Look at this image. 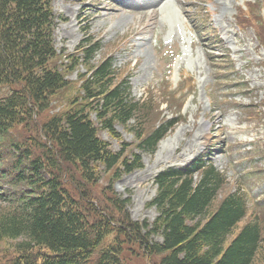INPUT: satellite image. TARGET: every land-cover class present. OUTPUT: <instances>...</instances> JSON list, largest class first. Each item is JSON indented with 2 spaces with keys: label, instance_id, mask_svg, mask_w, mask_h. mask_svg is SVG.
I'll return each mask as SVG.
<instances>
[{
  "label": "trees",
  "instance_id": "1",
  "mask_svg": "<svg viewBox=\"0 0 264 264\" xmlns=\"http://www.w3.org/2000/svg\"><path fill=\"white\" fill-rule=\"evenodd\" d=\"M52 1L0 0V243L12 244L8 264H126L128 243L158 264L264 260L257 211L229 239L246 219L248 192L240 182L222 193L227 179L208 151L153 177L155 194L146 204L156 212L152 222L129 218L130 199L113 185L142 169L141 155H153L178 118L158 120L148 132L152 104L131 98L129 79L117 81L112 56L95 60L100 43L86 31L75 53L57 51ZM79 65L85 73L69 95L65 74ZM58 101L67 105L50 114ZM115 125L133 132L137 153L125 154L122 143L111 152L100 139L101 131L118 139ZM102 178L106 197L99 200L92 187Z\"/></svg>",
  "mask_w": 264,
  "mask_h": 264
},
{
  "label": "rangeland",
  "instance_id": "2",
  "mask_svg": "<svg viewBox=\"0 0 264 264\" xmlns=\"http://www.w3.org/2000/svg\"><path fill=\"white\" fill-rule=\"evenodd\" d=\"M52 9L56 50L75 53L84 31L100 43L95 60L112 56L120 71L117 81L129 79L131 98L152 104L148 132L158 120L178 118L155 153L141 155L142 169L113 185L117 196L130 199L129 218L152 222L156 212L146 204L155 194L153 177L208 151L226 176L222 193L233 192L240 182L248 192L246 219L229 239L255 211L264 222V206L258 204L264 200V0H53ZM84 73L79 65L65 74L72 84L67 94L76 95ZM66 105L52 102L49 113ZM114 129L118 139L99 133L109 150L118 152L122 143L125 154L137 153L133 132ZM106 178L92 187L99 200L106 197ZM11 249L10 242L0 243V264H8ZM121 257L126 264L159 261L132 243L123 246ZM254 264L264 260L259 256Z\"/></svg>",
  "mask_w": 264,
  "mask_h": 264
},
{
  "label": "bare ground",
  "instance_id": "3",
  "mask_svg": "<svg viewBox=\"0 0 264 264\" xmlns=\"http://www.w3.org/2000/svg\"><path fill=\"white\" fill-rule=\"evenodd\" d=\"M147 2V1H146ZM154 3V2H153ZM147 5V4H146Z\"/></svg>",
  "mask_w": 264,
  "mask_h": 264
}]
</instances>
